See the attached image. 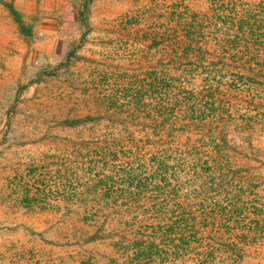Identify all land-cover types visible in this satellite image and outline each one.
<instances>
[{"label": "trees", "instance_id": "16d2710c", "mask_svg": "<svg viewBox=\"0 0 264 264\" xmlns=\"http://www.w3.org/2000/svg\"><path fill=\"white\" fill-rule=\"evenodd\" d=\"M256 16L203 19L160 5V76L149 72L141 99L126 105L119 96L98 99L108 126L120 129L67 138L61 192L50 202L39 188L22 198L68 226L65 242L50 243L53 251L36 252L30 264H241L244 243L223 236L251 230L245 222L259 217L257 186L250 169L231 162L241 146L226 129L248 130L263 116L255 100L264 61L244 46L245 30L253 41L264 26ZM213 194L224 200L212 204Z\"/></svg>", "mask_w": 264, "mask_h": 264}, {"label": "rangeland", "instance_id": "374dc122", "mask_svg": "<svg viewBox=\"0 0 264 264\" xmlns=\"http://www.w3.org/2000/svg\"><path fill=\"white\" fill-rule=\"evenodd\" d=\"M160 5L203 19L264 20V0H0V264H30L36 252L53 251L50 243L65 242L61 214L26 208L22 198H34L39 188L50 202L61 192L67 138L120 129L108 126L103 116L110 112L99 110L98 99L119 96L126 105L141 99L148 72L160 76ZM258 28L253 41L245 30L244 46L263 62L264 26ZM257 78L255 104L263 116L251 118L248 130L236 123L226 129L241 146L231 162L250 169L257 186L259 217L248 214L245 222L251 230L238 226L223 236L244 243L241 264H264V67ZM86 116L101 118L63 124ZM247 136L250 144L240 142ZM223 198L213 194L211 202Z\"/></svg>", "mask_w": 264, "mask_h": 264}, {"label": "crops", "instance_id": "0c3cea01", "mask_svg": "<svg viewBox=\"0 0 264 264\" xmlns=\"http://www.w3.org/2000/svg\"><path fill=\"white\" fill-rule=\"evenodd\" d=\"M160 69V68H159ZM148 74H149V72H148ZM148 74H147V76H148ZM147 79V78H146ZM147 81H148V79H147ZM147 83V82H146Z\"/></svg>", "mask_w": 264, "mask_h": 264}]
</instances>
